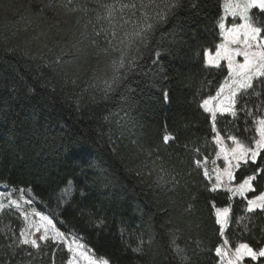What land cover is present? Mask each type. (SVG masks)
<instances>
[{
    "label": "trees",
    "instance_id": "obj_1",
    "mask_svg": "<svg viewBox=\"0 0 264 264\" xmlns=\"http://www.w3.org/2000/svg\"><path fill=\"white\" fill-rule=\"evenodd\" d=\"M49 3L61 26L0 12V183L30 190L36 209L110 264H181L173 239L189 264H218L223 235L215 211L225 207L228 244L264 247V212L249 213L245 198L212 191L204 167L194 164L206 158L209 168L216 158L215 132L250 143L264 111V78L238 96L237 116L217 115L215 126L198 106L229 73L225 63L207 66L205 56L221 43L224 1ZM254 20L264 25V16ZM114 75L119 86L105 95L103 81ZM165 135L174 140L165 144ZM257 168L264 169V152L235 172V185L256 175L247 198L264 191ZM159 176L164 182L154 183ZM23 227L16 210L0 211V264H67L63 243L17 246ZM136 236L151 238L143 255L131 251Z\"/></svg>",
    "mask_w": 264,
    "mask_h": 264
},
{
    "label": "snow or ice",
    "instance_id": "obj_2",
    "mask_svg": "<svg viewBox=\"0 0 264 264\" xmlns=\"http://www.w3.org/2000/svg\"><path fill=\"white\" fill-rule=\"evenodd\" d=\"M169 7V5H165ZM255 10V12L253 11ZM227 11L231 13V17L234 19H239L242 23H232L231 27H227L226 24L221 21L218 25L220 34L224 36L225 42L220 43L218 46H213L214 55L212 51L205 53L206 65L212 68H222L221 61L227 62V71L232 74V83L227 85L228 92L227 95L224 94L225 89L221 87L216 96L210 99H204L203 103L200 104L197 101L198 106L202 107L206 112L211 114L213 125L215 126V121L217 113L224 115L230 114L231 116H237L236 103L238 93H247L248 89L253 88V81L256 78H264V25H258L254 20V16L257 14L259 16H264V0H239V2L227 5ZM170 14V12H169ZM161 20L165 19L163 13L158 14ZM152 25L148 26V30L151 31ZM141 45L147 42V35L140 38ZM236 57H243V63H239ZM158 58V57H157ZM124 67L123 61H118L114 65L115 71L119 72L121 68ZM119 81V77L114 75L110 80L105 79L101 86V91L107 95L109 92L116 91ZM213 102H215L213 104ZM245 115L251 116V112H245ZM255 123L258 125L256 131L258 133V139L253 138L250 143L245 144L237 138L235 135H229L227 140L231 141L232 147H229L225 143L224 137L220 136L219 133L215 136L214 143L219 146V152L217 156L223 157V162L226 167L221 170L219 168L215 169V183L213 184L212 191H216L218 188L225 187V177L229 184L236 180L235 170L239 169L242 165H248L249 162L255 164L257 158L261 156L264 152V115L255 119ZM174 140V137L170 135H165L163 141L167 144L169 141ZM192 151L198 152V149L193 148ZM206 160V158H203ZM202 159H196L194 161L196 168L204 167V176L208 177L210 175L206 164ZM163 171V170H162ZM256 172H264V169H254ZM167 173H165L166 175ZM106 179V178H104ZM256 180V175H250L247 178H243L242 182L234 188L228 187L227 190L232 192L233 195H239L241 197L245 196V193L255 192L253 187V181ZM164 182L163 176H159L158 180L154 183ZM247 211L252 213L257 209L264 212V192L256 195L254 198H247ZM16 202L13 201V204ZM190 211V208L188 209ZM230 209L225 207L217 209L218 223L226 222L228 213ZM45 221L46 227L43 233L39 236L40 241H53V242H66V237L64 233L56 231L53 235H49V227L54 228L53 222L48 217H42ZM99 224H103V220L98 221ZM28 234L25 235L21 233L22 239L14 242L19 245H28L32 248L39 249L40 244L36 238H31L33 235L30 230ZM37 232H40V228H36ZM123 234V229L121 230ZM137 246L132 248L133 253L144 254L145 243L151 246V238L147 242L142 236H136ZM72 243H76L75 240ZM228 241L225 240L221 247L216 248L217 257L222 258L221 264H243L245 258H250L255 261L259 258H264V247L254 250L247 243H240L238 246H234V252H229L227 250ZM77 247L80 245L77 244ZM172 248L176 256L180 258L181 264H189L188 256L185 254L184 249L176 245L175 240L172 241ZM69 251H72L69 246ZM83 254V253H81ZM89 264H97L96 261H89ZM99 264H110L107 259L99 262Z\"/></svg>",
    "mask_w": 264,
    "mask_h": 264
},
{
    "label": "rangeland",
    "instance_id": "obj_3",
    "mask_svg": "<svg viewBox=\"0 0 264 264\" xmlns=\"http://www.w3.org/2000/svg\"><path fill=\"white\" fill-rule=\"evenodd\" d=\"M223 1H224V3H223V16H222L221 21H223L226 24V26L229 28L231 27L232 23H242L241 20L232 18L231 13L229 11H227V5L237 3V2H239V0H223ZM4 10H6L7 15L10 16V18L13 20L17 19L18 17H22L24 15H27L29 13H33L40 20L45 21L46 23H58L59 26H61L62 25L61 23L63 22L62 18L60 17L59 12L52 5H50L49 0H6V3H5V5H2L0 12L4 11ZM61 38H64V35H61L59 33H55V39L56 40H59ZM224 42H225V39H224V36L222 35L221 43H224ZM212 54L214 55L215 53L212 52ZM206 59H207V57H206ZM236 60L239 63H243V57H236ZM220 63L221 64L225 63L226 67H227L226 61H221ZM257 79H259V78L254 79V81ZM254 81H253V83H254ZM231 83H232V74L229 72L225 82L221 86V87H224V89H225V92H224L225 95H227V92H228L227 85H231ZM240 94L241 93H238V96ZM238 96H237V98H238ZM214 103L215 102H213V104ZM217 115H221V114L217 113ZM262 115H264V111H263ZM257 127H258V125L256 124V128ZM215 133L217 135V132H215ZM255 138H257V139L259 138L257 131H256V137ZM225 143L229 147L233 146L231 144V141H229V140H225ZM218 152H219V146H218ZM258 159H259V157L257 158V160ZM209 165H210V167L207 169H208L210 175L207 178L210 180V182L212 183V186H213V184L215 183V169L219 168V169L223 170L226 167V164L223 162L222 155L219 157L216 155V158ZM236 170H235V172H236ZM225 185H226L225 187L218 188L217 190H227L228 187L234 188L237 186L234 184V182L229 184L226 177H225ZM229 193L231 194V196L233 198H236V197L245 198L248 195V193H250V192L245 193L244 197H241L239 195H233L232 192H229ZM13 201H15L16 203L13 204ZM37 205L38 204H37V202H36V200H35V198L32 195L30 190H28V189L14 190V189L0 183V211H2L4 208H7V207H10V208H13L14 210H16L21 215V218H22L23 223H24L22 233L27 235L28 231H26V230H30L31 233L33 234L31 236V238H36L38 243L40 244V243H46L45 241H40L38 239L39 236L43 233L44 228L46 227L45 221H43L41 218L46 216L49 219H51V217L47 213L36 209ZM216 212H217V209H216L215 213ZM229 215H230V212L228 213L226 222H220V223L217 222L221 228V231H222L223 243L225 241L224 233H225V230L227 229V227L229 225ZM216 218L218 221L217 214H216ZM52 222H53L54 228H52L51 226H48L50 229L49 230L50 236L53 235L56 231L61 232L57 228L56 223L53 220H52ZM37 227L40 228V232L36 231ZM64 236L67 239H66V242H63V244L65 245V247L67 248L68 251H69V246L72 249V251H69L70 257H69L67 264H89L90 260L96 261L97 264H99V262L102 261V260L96 259L92 255V253L84 245L82 239H80L79 237H77L73 234H66V233H64ZM73 240H75L76 243H72ZM56 243H60V242H56ZM77 244L80 245V247H77ZM236 246H238V245H236ZM227 250L230 253L234 252V247H232L228 244ZM81 253H83V254H81ZM218 258H219L218 264H221L222 258L221 257H218ZM243 264H264V258H259L258 260L253 261L250 258L246 257L245 260L243 261Z\"/></svg>",
    "mask_w": 264,
    "mask_h": 264
}]
</instances>
